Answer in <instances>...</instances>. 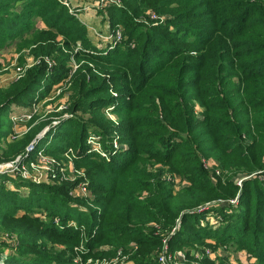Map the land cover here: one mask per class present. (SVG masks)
<instances>
[{
    "label": "trees",
    "instance_id": "16d2710c",
    "mask_svg": "<svg viewBox=\"0 0 264 264\" xmlns=\"http://www.w3.org/2000/svg\"><path fill=\"white\" fill-rule=\"evenodd\" d=\"M11 1L0 0V47L30 34L21 41L35 46V64L0 88V141L9 134L2 118L10 105L40 88L46 97L68 79L63 112L72 117L61 119L49 153L84 150L74 166L92 179L95 209L84 213V198L72 201L68 184L0 176V234L13 239L0 240L5 264H75L76 253L83 262L159 264L164 245L171 259L188 247V258L208 241L264 264V0H121L98 10L111 30H123L106 54L60 0H22L20 10ZM148 15L167 19L140 21ZM34 18L46 29L34 31ZM70 62L77 68L69 78ZM110 107L118 125L103 115ZM33 122L0 146V163L25 153L45 125ZM89 133L105 137L108 160L89 151ZM111 133L122 148L114 149ZM177 177L188 186L174 191ZM211 202L221 223L200 227L198 207ZM84 226L86 254L77 252Z\"/></svg>",
    "mask_w": 264,
    "mask_h": 264
},
{
    "label": "rangeland",
    "instance_id": "374dc122",
    "mask_svg": "<svg viewBox=\"0 0 264 264\" xmlns=\"http://www.w3.org/2000/svg\"><path fill=\"white\" fill-rule=\"evenodd\" d=\"M22 0H13L11 1L18 10H20V2ZM60 0V2L69 8L70 13L76 15V18L82 23L81 20L84 21V18L88 16V13L91 11H94L97 16L91 12V18L95 19L93 20L96 26L90 25L87 27V36L90 39V45L95 46L98 49L102 50L103 53H107L108 51L112 50L110 46V41L103 40L104 37L110 35L111 32L108 18L105 16V12H103L104 15L99 14L98 10H102L103 7L96 6L95 1L96 0H85V4L88 3V5L80 6H74L77 4H83L84 0H78V2L75 0ZM92 4V6H91ZM122 5V2L120 0L119 7ZM97 7V8H96ZM110 7V6H108ZM84 8V10L79 11V9ZM107 8V7H106ZM118 8V7H116ZM83 13L84 17L81 19V16ZM149 14V13H148ZM147 15V14H146ZM142 20L144 23L149 22L147 19H151L152 15H148ZM167 18H162L160 21H164ZM160 22V23H161ZM37 23V27L39 29H36L34 31H41L42 29H46L45 25L39 18H34L30 24L35 25ZM83 24V23H82ZM84 25V24H83ZM120 27L121 32H123L122 27ZM122 34V33H121ZM30 35V34H29ZM25 35H22L20 38L15 39L10 45L7 47H0V88L9 86L10 84L19 81L22 79V77L25 75L26 71L35 64L33 56L30 54L34 49L35 46L26 47L23 46V43L21 39L29 37ZM123 39V35H122ZM121 43V42H120ZM119 43V44H120ZM117 44V45H119ZM116 45V46H117ZM115 46V47H116ZM133 46V44H132ZM80 49V48H78ZM92 53V52H91ZM48 69H50L54 63L52 61L46 62ZM69 66L72 68V71L69 72V78L73 74L74 70L77 68V65L74 62H70ZM110 85V84H109ZM112 85V84H111ZM68 79L65 80L64 83L60 85L54 86L48 93L46 97H43L42 94H40L42 91L41 88L39 91H34L32 94L28 95L24 100L23 103H15L8 107L7 109V116H4L2 118V122L4 123L6 129L9 128V134L6 138L0 141L1 149H6V147H9L12 145L15 141L14 138L21 139L23 134L29 129L28 123L32 120L33 126L39 125V124H45L43 128L40 130V133L44 132L48 128H51L54 123H58L56 126L52 127V131L49 132L44 139H41L36 146V152L41 151V157L44 159H53L58 165H60L57 168L54 169H47L44 166L40 165L37 162V159L32 156L37 155V153H33L28 157V159L24 160L25 163L19 164L17 170L13 172H3L4 174H0V176H10L14 179L21 180L26 183L34 184V185H50V186H60L61 184H68L70 186L68 191V196L72 201H75L77 199L84 198V213L86 211H91L95 209V205L93 204V199L95 198V193L90 188V183L92 179L90 176L87 175L86 168H84V192L83 197H77L73 196V190L75 189L79 177L76 175H68L65 177H61V175H64L65 168L67 167L66 160L68 158L65 156V153H67L69 150L71 151L69 154L75 156V155H81L84 153L83 149L75 148L73 147H66L61 153H58V155L50 154L49 151L53 149L54 145V136L57 134V128L59 123L61 122L62 117L66 114L63 112L62 108H60L64 102L66 101L68 97ZM112 96L116 97V93H112ZM25 104V105H24ZM103 115L106 117L107 120H109L112 125H118V115L112 111V107L104 110ZM88 116H90L89 113H84V120L88 119ZM72 117V116H71ZM71 119V118H70ZM59 120V121H58ZM111 125V124H110ZM48 132V131H47ZM94 134L89 133L88 137L92 136ZM112 136V140H115V142L118 144L119 141L117 138L119 134L114 133L110 134ZM97 136V135H96ZM100 139L103 138V142L105 141V137L98 136ZM114 138V139H113ZM35 139V138H34ZM103 142L100 140V146H103ZM114 142V141H113ZM87 143V141H86ZM120 145V144H119ZM122 145V144H121ZM122 147V146H121ZM103 148V147H102ZM69 161V160H68ZM206 170L212 171V167H210L208 164L204 165ZM92 167H90L91 169ZM213 172V171H212ZM216 175L219 174V172L216 170ZM23 174V175H22ZM210 178H212V181H215L213 178V175L210 174ZM33 179H39L40 183H36L33 181ZM240 180L237 181V185L240 184ZM188 186L187 181H184L180 179L179 177L175 180V190L183 189L184 187ZM9 187V186H8ZM22 193H27V190L24 189ZM214 202L207 203L203 206L198 207L199 214H205V219L201 218V221H199V226L203 223H207L208 225L216 228L218 224L221 223V218L217 217V214L215 212H211L210 205ZM220 204H223L224 206L227 205V203H224L223 201L219 202ZM230 203V202H229ZM195 211V210H194ZM194 211H191L190 213H193ZM55 224L59 223V219L55 218L54 220ZM66 227H72L73 229L77 227V224L74 221H69ZM80 235L82 239L84 240V246L83 243L79 246V250L75 249L78 253L83 252L86 254L88 252L85 249V244L88 239L87 229L86 226L81 227L80 229ZM4 239L7 243H12L13 239L11 237H5L1 236L0 234V240ZM5 242V243H6ZM209 245L203 246L202 249H199L197 251H191L190 256L186 257V250H189L188 247H184L182 250L184 251H177V261L174 263H171V261L164 260V262L158 261L159 264H196L195 260H199L201 257H205L208 259H211L214 264H248L249 258L244 252L237 251L233 246L227 245H218L215 242L208 241ZM7 256L4 254H0V264L6 263ZM194 259V260H193ZM75 264H132V262L129 261H117L113 263L109 262H100L93 261V258H84V262L80 258V256H77V253L74 258ZM224 262V263H223Z\"/></svg>",
    "mask_w": 264,
    "mask_h": 264
},
{
    "label": "built area",
    "instance_id": "2783aa9c",
    "mask_svg": "<svg viewBox=\"0 0 264 264\" xmlns=\"http://www.w3.org/2000/svg\"><path fill=\"white\" fill-rule=\"evenodd\" d=\"M119 2L120 0H96V6L99 7H103L106 8L108 6H116L119 7ZM96 7V8H97ZM162 18H158L157 16L152 15L151 20H156L161 22ZM121 30L119 26H116V28L114 30H111V32L109 33L110 35L106 36L103 38V40H107L110 41L109 43H111L112 46H110L111 48L115 47L117 44H119L122 41V34H121ZM105 54V53H103ZM60 108H62V110L64 111L65 109V105L63 104ZM67 118L70 119L71 115H64L62 117V119ZM59 121V120H58ZM58 123H54V126H56ZM49 130V128L47 130H45L44 132H47ZM39 135V134H38ZM114 142L112 143L114 149H118V148H122L120 145H118L115 140H113ZM33 142V141H32ZM100 138L96 135H92L90 137L87 138V145L89 147V151L94 152L99 154L100 156H102L104 159L108 160L109 159V154L108 152L104 151V149L102 148V146H100ZM38 142L34 143V144H30L27 148L26 151L23 155L19 156L18 158H16L14 161L12 162H7V163H0V174H4L3 172L7 173V172H13L15 170H17L19 164H23V162L25 163L24 160L28 159V157H30L31 154L33 153H37V155L32 156L33 158L35 157L37 159V162L44 166L47 169H54L59 167L60 165H58L53 159H44L41 157V151H37L36 152V145ZM71 151L69 150L67 153H65V156L68 158V160H66V164L67 167L65 168V172L64 175H61V177H65L68 175H76L79 177L78 183L75 187V189L73 190V196H77L82 198L83 197V192H84V173L83 171H80L77 167L74 166V160L76 158V155L73 156L71 154H69ZM23 175V174H22ZM34 182L36 183H40L39 179H33ZM231 204H235L236 200H232L229 201ZM178 228V227H177ZM175 231V229L173 230ZM164 243L166 244V240H164ZM167 248L166 245H164L163 247V254L160 255L158 261L160 260L161 262H164V260H168L171 261V263H174L175 261H177V256L175 255V259H171L170 257H166L165 256V252H166Z\"/></svg>",
    "mask_w": 264,
    "mask_h": 264
},
{
    "label": "crops",
    "instance_id": "0c3cea01",
    "mask_svg": "<svg viewBox=\"0 0 264 264\" xmlns=\"http://www.w3.org/2000/svg\"><path fill=\"white\" fill-rule=\"evenodd\" d=\"M74 1H75V0H74ZM74 1H73V2H74ZM76 1L78 2V0H76ZM84 4H85V0H84V3H83V4H77V5H74V6H80V7H82ZM85 5H88V3L85 4ZM91 6H92V4H91ZM81 10H84V8L79 9V11H81ZM91 12L94 13V11H91ZM91 12L88 13L87 18H86V17L84 18V21L81 20L82 23H83L85 26H90V25L96 26V25H95L96 22L93 21V20H95V19H93V18L90 17V16H91ZM84 14H86V13H83V14H82L81 19L84 17ZM94 14L96 15V13H94ZM96 16H97V15H96ZM96 18H98V16H97ZM86 28H87V27H86Z\"/></svg>",
    "mask_w": 264,
    "mask_h": 264
},
{
    "label": "water",
    "instance_id": "95a60500",
    "mask_svg": "<svg viewBox=\"0 0 264 264\" xmlns=\"http://www.w3.org/2000/svg\"><path fill=\"white\" fill-rule=\"evenodd\" d=\"M65 119H67V118H64L63 120H65ZM45 133H46V132H42V133H40L39 135H37V136L35 137V139L33 140L32 144L38 142V141H39V140L45 135Z\"/></svg>",
    "mask_w": 264,
    "mask_h": 264
}]
</instances>
